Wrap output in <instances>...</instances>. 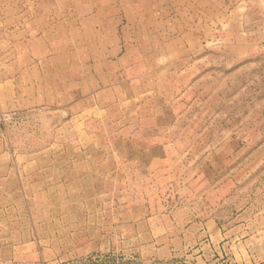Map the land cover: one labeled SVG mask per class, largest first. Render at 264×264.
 <instances>
[{
  "label": "rangeland",
  "instance_id": "obj_1",
  "mask_svg": "<svg viewBox=\"0 0 264 264\" xmlns=\"http://www.w3.org/2000/svg\"><path fill=\"white\" fill-rule=\"evenodd\" d=\"M178 7L138 19L159 30L131 53L142 101L109 115L163 122L146 177H84L91 115L0 114V264H264V0ZM63 175L79 193L56 188Z\"/></svg>",
  "mask_w": 264,
  "mask_h": 264
},
{
  "label": "crops",
  "instance_id": "obj_2",
  "mask_svg": "<svg viewBox=\"0 0 264 264\" xmlns=\"http://www.w3.org/2000/svg\"><path fill=\"white\" fill-rule=\"evenodd\" d=\"M179 2L0 0V114L29 113L37 108L45 111L58 106L60 112L66 109L77 117L91 115L87 121V129H92L88 141L76 142L95 146V166L87 168L84 177L129 181L146 177V162L157 164L160 160L157 152L156 157H147V148L162 149L163 138L159 135L163 122L122 125L111 122L109 115L116 101L128 107L137 106L138 97L142 101L143 94L137 89L139 77L131 73L139 60L133 61L131 53L137 49L139 35L159 30L138 24V19L141 23L145 18L161 17L166 11H178ZM151 39L154 37L140 42ZM119 130L126 131V136L121 138ZM116 142L126 149L109 150ZM68 176L63 175L53 185L63 195L69 193V185L70 193H79ZM2 177L4 182H10V171L3 172ZM11 184H16L15 177H11ZM9 191L13 195L20 192L18 187ZM22 208L28 210L29 205ZM25 241L26 246L32 245L31 238ZM27 253L31 254H20Z\"/></svg>",
  "mask_w": 264,
  "mask_h": 264
}]
</instances>
